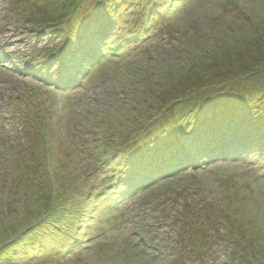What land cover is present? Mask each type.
Listing matches in <instances>:
<instances>
[{
	"label": "rangeland",
	"instance_id": "obj_1",
	"mask_svg": "<svg viewBox=\"0 0 264 264\" xmlns=\"http://www.w3.org/2000/svg\"><path fill=\"white\" fill-rule=\"evenodd\" d=\"M224 2L0 0L10 51L30 47L19 21L49 30L40 47L71 54L115 22L137 24L126 58L85 89L52 93L42 84L51 71L21 79L0 69V264H264V169L237 158L264 138V0ZM104 71L111 83L91 84ZM91 109L108 120L95 152L82 130ZM177 140L207 153V169L202 157L198 169L174 164L127 209L108 172L171 161Z\"/></svg>",
	"mask_w": 264,
	"mask_h": 264
},
{
	"label": "trees",
	"instance_id": "obj_2",
	"mask_svg": "<svg viewBox=\"0 0 264 264\" xmlns=\"http://www.w3.org/2000/svg\"><path fill=\"white\" fill-rule=\"evenodd\" d=\"M42 31H44V30H42ZM97 37L99 38L98 40H96L95 38L92 39L89 37L84 38V41H83L84 46L80 47V50L83 49V51H82L83 56H84L85 52L89 53L87 55L88 60L83 61L82 67H81V69L83 68L84 71L88 74H90L89 72H91L94 68L99 66L100 61L97 59V57H98L97 54H99V57L104 56V55H106V57H107V55H111V52H109L110 50L107 48V46L104 43H103V47L99 48L97 43H98V41H102L103 37L101 35H98ZM84 47H87V48L84 49ZM100 49L102 50L101 54L98 52V50H100ZM112 51L116 52V53L121 52V50L118 51V48H113ZM60 55H61V57L63 56V61L65 63V62L71 61V58L73 55H75V53L71 54V51L70 52L67 51L66 46H65L63 48V53ZM118 55L123 56L124 53H121ZM81 59L83 60L84 58L82 57ZM74 61H75V59H74ZM110 61L111 60L108 59L105 63L106 65H103L102 68L109 66L108 63H110ZM48 62H50V60ZM75 65L78 66L79 62L76 61ZM100 120H101V122L108 123V120L107 119L105 120V118H100ZM93 121H95V119ZM101 122L99 123L100 125L102 124ZM123 122H124V119H123ZM127 123H129V121ZM122 125H123V123H122ZM94 130H96V128H91L88 133H92V135L96 136V134L93 133ZM256 135L258 137L259 136L261 137V135H258V134H256ZM249 140L252 141L253 139H249ZM175 142H177L178 145L179 144L181 145L180 140H177ZM83 143L87 147L86 141ZM257 144H262L263 147H261V148L264 149V139L260 140V142H257ZM97 147L100 148V146L95 144L94 152L98 150ZM169 147L172 148V150H174L176 153V155H175L173 152H171L172 150L167 149V152L168 153L170 152L171 157L173 158L171 161L165 160V162L164 161L159 162V161H153V159L152 160H146V161L142 160L139 163L137 170L133 169V166H131V165H126L125 171H117V170L113 169L111 174L108 172V177L111 180H113V182H114L113 184L115 186H118V189H119L118 193L115 194V197H117L118 200L121 198L122 200L120 202L123 203L127 209H128V207L126 206L127 201H124L125 199H127V196L129 198H131V200H129V201H134V200H137L138 198H140V200L142 201V197H144L145 194L148 193L147 190H148L149 186L151 187V185H153V180H156L158 175H166V177H168V176L170 177L172 175H175V173L172 174V172H169V170L172 169L174 164H175V166L173 168L177 169L179 167L178 165H180L181 166L180 169L185 171L188 168L198 169L199 168V162H200L199 157H202L201 161L205 160V161L211 162V160H209L210 156H206L207 153L205 154V152H203L202 150H199V152H198L200 155L199 156L197 154V152L195 153L193 151V149L192 150L188 149V148L184 147L183 145H181V147L179 146V148H177L176 150L174 147H171V146H169ZM251 147L253 149H255V151H257L256 154L252 155V157L254 158L255 161H261L262 160V162H263L262 166L264 167V160H263L264 157L262 155V151L260 150V148H258L256 146V143L253 144ZM247 150L248 149H245L243 151H247ZM82 151H84V153H85L86 148L82 147ZM223 151H227V148L223 147ZM237 158H241V157H237ZM184 160H186L187 163H184L183 162ZM106 163H107V160L105 158L102 159L101 165L104 166V164H106ZM108 168H110V165H108ZM203 170H205V169L203 168ZM174 171H176V170H174ZM136 178L144 179L145 181L143 182L144 184H142V185H145L146 188L144 190H140L141 192H139L138 194L133 195V193H135L138 189H140V183L135 182ZM131 179H132V182H131ZM132 187L135 188L136 190L134 191ZM124 197H126V198H124ZM112 198H113V195H112ZM128 211H129L128 214L133 212L132 210H128ZM125 220H126V218H125ZM125 220H124V222H125ZM127 221H131V220L127 218ZM135 228L137 230H141L139 227H135ZM141 231H143V230H141ZM147 236L148 235H146L145 232L138 234V237H140L142 240H144L146 242H147Z\"/></svg>",
	"mask_w": 264,
	"mask_h": 264
},
{
	"label": "snow or ice",
	"instance_id": "obj_3",
	"mask_svg": "<svg viewBox=\"0 0 264 264\" xmlns=\"http://www.w3.org/2000/svg\"><path fill=\"white\" fill-rule=\"evenodd\" d=\"M78 69L72 63H61L57 66L56 71L67 76H72Z\"/></svg>",
	"mask_w": 264,
	"mask_h": 264
}]
</instances>
